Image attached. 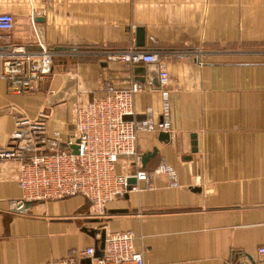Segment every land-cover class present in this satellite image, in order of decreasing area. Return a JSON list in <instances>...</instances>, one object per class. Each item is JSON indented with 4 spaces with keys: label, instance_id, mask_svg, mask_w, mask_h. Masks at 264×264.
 <instances>
[{
    "label": "crops",
    "instance_id": "1",
    "mask_svg": "<svg viewBox=\"0 0 264 264\" xmlns=\"http://www.w3.org/2000/svg\"><path fill=\"white\" fill-rule=\"evenodd\" d=\"M0 13L14 17L11 30H0V50L41 41L57 51L35 92L11 93L0 77V146L16 118L39 112L47 131L73 135L76 105L105 95L106 83H141L134 116L151 109L159 122L157 64L106 58L157 52L170 75V139L142 131L136 146L142 155L156 148L142 170L165 162L177 178L136 181L101 216L81 194L17 210L18 163L3 161L0 264H57L95 246L97 233L127 230L145 264H264V0H0ZM116 170L135 167L119 162Z\"/></svg>",
    "mask_w": 264,
    "mask_h": 264
},
{
    "label": "built area",
    "instance_id": "2",
    "mask_svg": "<svg viewBox=\"0 0 264 264\" xmlns=\"http://www.w3.org/2000/svg\"><path fill=\"white\" fill-rule=\"evenodd\" d=\"M14 17L0 13V30H11ZM57 51L38 41L35 47L14 45L0 50V77L7 81L11 93H32L51 73L53 58ZM108 61L130 64L155 63L158 68L162 96L161 120L154 122L151 109L144 117L135 118L134 94L143 85L130 81L127 89L104 85L105 95L94 96L85 103H78L74 112V133L63 138L59 131H47L42 123L43 112L37 119L16 118L15 130L8 142L0 146V163H18V184L22 196L13 207L22 209L25 202L62 199L81 194L90 202L95 215L101 216L107 203L123 197L137 186L128 184L129 177L150 185L153 176L165 174L171 185H177L175 171L165 162L147 173L141 169L142 154L137 150L139 132H170V102L167 88L170 75L157 52L133 48L107 51ZM131 116V119H123ZM77 147V152L72 146ZM133 164L132 173L118 172L116 164ZM100 238V233L96 234ZM135 235L131 231H105L101 256H94V246H88L57 264H77L76 260L90 258V264H145L143 252L134 246ZM258 252L264 255V245Z\"/></svg>",
    "mask_w": 264,
    "mask_h": 264
},
{
    "label": "water",
    "instance_id": "3",
    "mask_svg": "<svg viewBox=\"0 0 264 264\" xmlns=\"http://www.w3.org/2000/svg\"><path fill=\"white\" fill-rule=\"evenodd\" d=\"M141 31H142V29H140V27H138V37H137V44L138 45H142L143 44L142 43ZM123 119H125V120L126 119H131V116H124ZM158 138L161 141H169L170 134H169V132H160ZM72 148H73V151L74 152H77V147L75 145L72 146ZM155 153H156V148H153L152 151H149V152L144 153L142 155V159H141L142 166H144L145 163L148 161V159L150 157H152ZM127 181H128V184H129V188L128 189H130L131 186L136 183L135 177H129ZM29 203L30 202H25L24 203V206L22 208H25ZM91 234L92 235H95V232H91ZM104 239H105V231H102L100 233L99 240L96 242V244L94 246V248H95L94 256H101L102 250L104 248ZM81 264H90V258L83 259L82 262H81Z\"/></svg>",
    "mask_w": 264,
    "mask_h": 264
}]
</instances>
